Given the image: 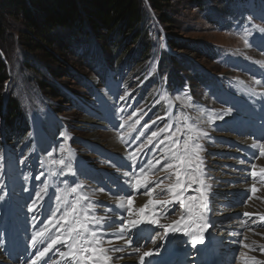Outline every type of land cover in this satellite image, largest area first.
<instances>
[{
	"label": "rangeland",
	"instance_id": "obj_1",
	"mask_svg": "<svg viewBox=\"0 0 264 264\" xmlns=\"http://www.w3.org/2000/svg\"><path fill=\"white\" fill-rule=\"evenodd\" d=\"M33 1L34 0H27V2H25L26 5L30 4L31 7ZM10 2L11 1L9 0H0V21L4 24L5 28L3 43L7 55L5 57V62L7 65L6 73L8 79L5 83V96L12 97L18 103L20 101L25 106L30 105V111L33 112V115L34 113H52V109H55L54 112L56 115H58V119L65 120L68 123L64 128L65 130L60 131L59 136L62 135V132L64 131L71 138H74L77 134L81 135L85 140L96 141L92 137L95 135V133H97V136H99L98 138L100 140L96 141L98 144L101 143L102 145L108 146L116 145V142H110L111 140H113L112 134L100 131L99 129L95 128L96 124L94 125L93 129L89 128L90 124H88L86 121L90 119L85 118L82 113L77 111V109H75L71 105L70 100L66 98L65 94L61 92L65 88L68 90H73L75 91V93L85 95L86 80H84V83H74V80H72L73 78L71 79V73L73 72L79 73L78 75L80 76H85L90 81H93L91 78L94 77L93 74L88 76L90 72L87 70L90 67L85 59H81L82 63L75 69L67 67V64L77 63L76 61L78 59L76 57L77 54L75 51L83 54L82 50L76 46L75 41L71 40L69 30L58 28L51 31L52 45L48 49L50 53H58L61 58L57 59L56 61H51L48 56L46 57L45 55H42L41 52H35L36 55L34 56H39L37 58H39L40 60L35 58L34 61L33 55H26L23 48L21 47V38H23V35L25 34V26L19 18L9 12L11 11V9H8L7 7L9 6L8 4H10ZM149 2V0H141V3H143V7L145 9L148 8L147 3ZM262 8H264V0H205L204 4L201 5V7L195 3L188 2L187 0L170 1L169 6L166 7L164 11V15L168 19H170V25L167 26L166 29L163 27V33L165 34V36L169 35V38L175 40V42L180 46H183L184 49H174L172 46L166 47L163 40L155 38L153 40L154 48L152 50L151 56L143 63L142 66H140L139 64L142 63L143 60H141V62H138V64H136L134 68V59L138 56V54L131 53L130 58L133 59V61L130 60L131 69L129 68L127 62L123 61V63L121 64V66H123L124 68V71L121 73L123 77V86L125 88L124 91L128 92L138 89L142 92V89L144 88V91L147 92L155 88L154 97L152 98V100L149 102H145L144 100L141 104V114L147 112V108L151 105L157 108V104H159L162 100H165L167 98L166 95H168V98L172 99L171 103H174L175 105V113L173 114V116H170L169 113L160 114V112H156L154 113L155 119L158 121L162 118H169L168 126L171 125V128L174 130H177L178 128L181 129L182 131H179L180 133H183V137L180 138L181 144L183 143V139L187 135H192L198 139L199 134L195 130L193 122L190 119L203 126L207 125L209 129H211V122L213 119H203L205 118L203 113L196 114L192 112L186 106V102H192L193 104L198 105H205L209 103L211 105V109L215 107V104L209 98L208 92H206V94L203 96V99L197 98L196 101H191L188 98L185 87L177 88L171 94L167 89L163 88V84H172L173 82L176 83L180 80V78L178 73H175L168 77L167 73L160 74L159 72L157 77H152L151 72L157 70V62L160 59V50L167 49L170 51V53H175L178 60H181L179 62L180 75L191 73L187 70L186 66L188 65V62H194L198 69L207 72L211 76H219L222 79L227 78L226 81L232 78L243 79L244 77L240 73L233 72L231 69H229L227 63H229L231 59L232 62L237 59H243L244 56L237 51L242 49L247 56L257 58V56H255V52L248 49L249 44H244V41L240 37H247L249 34V36L254 34L264 35V32L260 31V29H264V22H259L257 20L251 19V14H253L254 16H257L259 18H263L264 21V11ZM255 11H258V13H256ZM147 16H150V11L147 13ZM208 20H211L212 23ZM256 38L260 40L263 39V37ZM107 40H100L98 42L93 41L88 47V49H93L94 51L98 52V54L101 53L99 56H94V54H92L91 57L97 63L102 72L107 70L112 71L115 68L119 67L120 54L116 55L112 60H109L107 58V56L110 54L109 51L117 50L118 47H120V45L125 41H127V44L124 48L128 47L130 43V40H128V38L126 37L121 42V44L120 42H118L115 46L111 45V48H109L107 44V42L109 41ZM114 40L118 41L119 39L115 38ZM114 40L111 39V41ZM67 45L69 46V50L66 47ZM132 47H136V43H133L131 49ZM131 49L127 52L126 50L123 51L124 56L126 54L128 55ZM211 54L220 57L216 58L213 61ZM236 54H238V56H235ZM127 55L125 59L128 58ZM230 55L232 56L230 57ZM225 67L227 68L226 71L224 70ZM50 70L54 71V73L57 75L64 72L65 74L70 76L55 78L52 77ZM72 75L74 76V74ZM137 76H140V79L137 78ZM101 77L102 80H107V78H105V76H102V74L100 75V78ZM149 79L151 80L147 82ZM145 82L147 83L144 84ZM93 83H95V80L93 81ZM188 83L192 84L194 89L196 88L197 94H201V89L199 88V86H196V82L190 81ZM235 83L239 84L236 81ZM120 84L121 83H119V85ZM57 91L61 94L59 93L60 95H57ZM159 93H161L162 99ZM86 95V98L90 100L88 94ZM39 115L42 116L43 114ZM25 117L33 119L32 115L31 117H29L26 112ZM149 117L150 116L144 117L143 120H148ZM186 119L187 121H185V125L187 126V130L185 131V125L183 124L182 120ZM165 123H167V121H165ZM23 127V131L25 132H23L21 141L19 139L20 145L18 147H15L12 142L3 139L4 144L3 151L0 155V170L2 167V170L4 172L5 167L7 171L4 173L15 172L17 166L25 162L36 165L37 171L42 175L46 174L50 170L53 173H59V175L67 173V167H64L63 165H56L55 162L63 159L66 163H70V159L68 156L69 149L62 146H58L56 149H44L43 154L40 155L42 159H44L43 164H45L46 167V173H44L43 169H39L40 156H36V154L34 153L35 148L32 147L31 144L32 141L29 140L30 131L27 130L29 126L23 123ZM134 127H136V124L134 125ZM224 134L230 133L226 132ZM197 139L196 143L200 145L199 152L206 154L207 151L211 149L210 144L207 145L204 142H198ZM71 143H73V140L71 141ZM74 145L76 147H82L81 145L79 146V144ZM49 153H52V155H49ZM140 153L142 155L140 157L139 167L148 166V161L144 162L142 159L143 155H146V158H148V155L150 154L149 151H146L145 142H142L140 145ZM73 158L77 165L79 163L84 164V162L87 161V159H79V156L75 152ZM78 159L79 162H76V160ZM202 160L203 157L200 159V168L203 171V166L205 164ZM48 164L50 166H48ZM93 165H95L94 159L91 160L89 164V170L86 173V175L89 177L88 179L90 180L96 178L100 174L95 170V167ZM206 165H211L212 167L217 166L211 160H209ZM214 172L216 174L214 175V177H216L217 179H224V174L217 175V171ZM138 173L139 168L135 171V174ZM0 178L3 179V182L5 181V177L2 176L1 173ZM58 179H60L61 181V178ZM38 180L39 178H36V181L30 182L28 184V186H30V189L33 184L38 182ZM108 181L110 182L108 184L116 190V188L113 186L114 180L110 179ZM222 182H224V180H222ZM99 184L104 188L106 187L101 182ZM260 187L264 189L263 186ZM256 190L259 189H257L256 187ZM37 193H39L40 197H42V194L45 193V188L31 190L30 197H33L35 195L36 198H40L37 196ZM260 194L261 192L251 193V195L256 196V200L259 201V203L252 205V210L255 216L251 223H253L256 227H260L261 232L264 233V206L261 205L264 204V196ZM0 201L7 205L12 203L11 199L8 197V192L3 189H0ZM52 206H57V203H52ZM172 218L173 217H171L170 219ZM161 222H164V220L161 219ZM21 225L31 227L32 229V224H27L26 222H24L21 223ZM16 227L17 226L14 224L10 225L9 232L15 233L14 229ZM50 232L51 230L45 232L44 237L47 236ZM1 239L2 237H0V240ZM255 251L257 252L258 257L257 264H264V238L261 242V247ZM6 263V260L0 261V264Z\"/></svg>",
	"mask_w": 264,
	"mask_h": 264
},
{
	"label": "trees",
	"instance_id": "obj_2",
	"mask_svg": "<svg viewBox=\"0 0 264 264\" xmlns=\"http://www.w3.org/2000/svg\"><path fill=\"white\" fill-rule=\"evenodd\" d=\"M9 1H11L9 6H6L11 9L9 12L19 18L25 26L21 47L26 55H33L34 61L35 58L39 59L37 58L39 56H34L35 52H41L51 61L61 58L58 53H50L48 49L52 45L51 31L60 28L69 30L71 40L75 41L76 46L82 50V57L85 59L91 51L88 47L93 41L107 40L108 37L107 44L111 48V45L115 46L118 42L121 44L127 37L131 44L124 48L127 44L125 41L117 50H110L107 58L112 60L120 54L119 59H121L124 56L123 51H129L133 43H136V47H132L127 56L130 58V54L136 49L138 56L135 62L138 63L139 59H145L144 56L148 54L150 45L154 44L153 40L162 39L163 27L166 29L170 25V19L164 15V11L172 0H149L147 9L143 7L141 0H34L31 7L30 4L26 5L27 0L26 2L24 0ZM187 1L201 7L204 0ZM147 11H150V16H147ZM4 33V24L0 21V119L3 118L5 127L11 129L18 120H21L22 112L20 103L12 97L5 96V83L8 76L5 62L7 55L3 43ZM115 38L119 40H114ZM166 39L174 49H184L175 40L169 38V35H166ZM66 47L69 50V46ZM76 57L77 63L67 64L68 68L75 69L80 66L81 58ZM172 58L169 60V65H167L168 60L161 58V66L168 71L177 72L181 79L180 63ZM50 73L55 78L70 76L64 72L57 75L51 70ZM188 77L190 79V76ZM71 79L76 83L72 73ZM57 95H60L58 91Z\"/></svg>",
	"mask_w": 264,
	"mask_h": 264
},
{
	"label": "snow or ice",
	"instance_id": "obj_3",
	"mask_svg": "<svg viewBox=\"0 0 264 264\" xmlns=\"http://www.w3.org/2000/svg\"><path fill=\"white\" fill-rule=\"evenodd\" d=\"M260 31L264 32V29H260ZM121 99H124V97H121ZM147 127V125H145ZM171 125L168 126L166 129H161L160 131H166L170 130ZM177 131H182L181 129H177ZM183 134V133H182ZM159 135L158 132L153 131L151 133V137L149 138V144L152 143V138H155ZM173 136H175V133H173ZM171 139V138H166ZM196 137L192 135H187L183 139V143H180V137H176L175 139H171V143L173 145V149L170 150V153L168 155V159L173 161L172 163H165L164 168L165 169H174V175H175V183L169 184L167 186V191L171 192L172 194V201H155L152 199H149L142 207L139 209L133 208V198L132 196H128L127 199V207L125 211L127 212V217H120L121 220V226L118 229V234L116 236L117 239H124V234L127 232H131L132 229L139 230L142 225H155L159 223V220L154 218L151 215L146 214V212L149 209L150 205H156V204H164V203H174L178 202L180 205H183L185 207H188L189 211L191 212V204H186V198L185 193L192 189L194 184H203V180L199 179V177L196 175L197 172L200 171V156H199V150L200 145L196 143ZM164 141H160V144H163ZM255 147V145L253 146ZM260 148V155H264V144L259 145ZM49 155H52V153H49ZM137 154H131L129 156V159L132 161L133 164H136L137 162ZM60 165H63L64 167H67L68 173L75 175L74 170L70 163H66L63 159L58 161ZM157 164L160 163L159 160L156 161ZM148 164H151V161L148 162ZM146 166H141L139 168V173L135 174V185L131 183V180L128 182V189L129 190H135L139 191L141 188H144L145 194H149L152 189L148 187L150 183L155 184L157 188H159V183H156L155 181H149L147 179V173L145 171ZM256 165H252V171L251 176L255 178L257 176L256 172ZM260 173L264 174V167L260 168ZM125 176H129V173H125ZM162 183V181H161ZM253 192L256 191V185H252ZM70 192L75 194L77 193V187H72L70 189ZM37 196L40 197V194L37 193ZM203 192L201 190V196H187L188 201H196L198 199H202ZM42 199V197H40ZM57 200L60 199V197H56ZM87 197H80L77 196L75 201L71 203L70 207H66V210L64 211L63 215L60 216L59 221L57 222L60 224V227L57 228V235H55L54 238H51L50 243H48L47 247L43 249V251H39L36 254V259L32 261V264H36V260L41 259L45 256L46 253L49 252L50 249L53 248L54 245L61 244V245H67L71 251L67 253L68 256L71 257V259H76L77 253H95L97 249L95 248H88V247H81L82 244L90 243L86 237H91L92 240L99 245L100 240L98 237V232L93 231L90 227V225H96L99 227L101 224L104 223L105 217H95V216H89L88 211L91 209L92 205L89 204L88 208L81 207V201L86 200ZM68 204V201H65V205ZM119 206L121 208H125V202L123 200L119 201ZM201 209H206V204L200 205ZM59 211V209H57ZM56 213H53L52 216L54 217ZM245 215H248L245 213ZM51 217L49 218V223H51ZM191 219V217H189ZM197 219L199 220H205V217L203 215H200ZM184 220V217L180 218V221H176L174 223L179 224L181 221ZM193 223H196L194 220ZM161 227H164L161 225ZM208 227L207 223L199 224L196 223L195 233H194V239L196 238V234H202L206 228ZM61 228L65 229V232L63 233L64 239L61 238L60 230ZM172 231H185L191 232L192 230L188 227H185L181 229L180 227L171 228ZM48 229L45 228L42 231H39L36 233L35 236L32 237L33 246L35 247L37 244V238L43 237L45 235V232H47ZM126 243H131V240H126ZM111 243V241H109ZM114 251H121L119 248L113 249ZM99 252L101 253L100 257H97V259H101L103 262H106L111 259L106 253L107 250L100 248ZM150 252L144 253L140 259L143 261L144 256L150 255ZM61 256H64L65 253H60ZM93 257L91 255L87 256L86 259L91 260Z\"/></svg>",
	"mask_w": 264,
	"mask_h": 264
},
{
	"label": "bare ground",
	"instance_id": "obj_4",
	"mask_svg": "<svg viewBox=\"0 0 264 264\" xmlns=\"http://www.w3.org/2000/svg\"><path fill=\"white\" fill-rule=\"evenodd\" d=\"M85 118L90 119V120H88L86 122L88 124H90L89 128L93 129V127L96 124V122L90 117H85ZM47 136H48L47 134L40 136V142H41V144L43 146L47 143V141H46L47 140L46 139ZM98 137L99 136H97V133H95V135L92 138L95 139L96 141H100ZM110 142L111 143H115L116 141L111 140ZM132 154H135V152H133ZM129 162H130L129 160H125L124 161V163H126V164H128ZM260 162L263 164L264 159H261ZM114 168H115V166L112 165L110 167H107L106 170L109 172V171L113 170ZM59 181H60V179H59ZM101 183L106 186L105 188H107V190L109 192H111L112 194H117V191L115 189H113L111 185L108 184V183H110L108 181V179H104ZM260 192H261L260 195L264 196V189L263 188H261L258 193H260ZM256 199H257V197L252 199L251 194H249L248 198H245V200H246L245 207L241 208V209H244V210H242V213H247V210H248L249 214L251 215V211H253L252 210V205L259 203V201H257ZM133 201L137 205H142V203L144 202L143 201V196L136 195V196L133 197ZM261 205L264 206V204H261ZM229 212H232V210H229L228 213ZM244 218H245V220L248 221V229L246 230V232H245V227H243L242 221H240V223L237 225V227L234 230H229V232H228V234H226V236H224V237L222 235L217 236L219 243H218V248L215 250V254H218L219 256H222L223 249H224L225 246H227V240L230 238V235L233 234V233L238 234L240 239H241V241L243 242V244H245L244 248L242 249L243 251L240 253L238 258H234L233 259L232 264H250L248 262H246V263L243 262L245 256L247 255L249 257H257V252L255 250H258L261 247V242H262V240L264 238V233H262L261 229L259 230L258 227H257V229L254 232H249V224L251 223L250 218L248 217V215H245ZM172 220H173V222H176L175 217H173ZM188 224H193V221L189 220L187 222V225ZM14 225L17 226L14 229L15 233H24L27 230H31V227H28V226H24V225H21V224H15V223H14ZM134 231H135V229H132L131 232H128L129 236L132 237L133 234H134ZM64 232H65V230H64ZM9 233H11V232H9ZM112 237H115V234H113L111 230H102L98 234V237H97L100 240L99 245H97L92 240L91 237L87 238L89 241H92V246L90 248L97 249V251L95 253H92V252L86 253V257L89 256V255H91L93 257L89 261L88 264H93V262L95 260V257H100L101 253L99 252V249L100 248L107 249L108 248V241ZM127 239L128 238L124 234V239H119V240L120 241H126ZM2 240L3 239H1L0 241H2ZM147 247H149V246H147ZM198 251H199V249H198ZM211 254H213V253L210 251V252H207V253H205L203 255H195L194 257H195V259H200L201 260V259H203L205 257H208ZM137 260H138V257H136V261ZM0 261H4V259H3V257L1 255H0Z\"/></svg>",
	"mask_w": 264,
	"mask_h": 264
}]
</instances>
